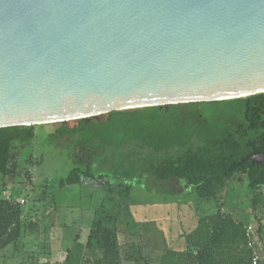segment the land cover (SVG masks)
I'll use <instances>...</instances> for the list:
<instances>
[{"label": "water", "instance_id": "obj_1", "mask_svg": "<svg viewBox=\"0 0 264 264\" xmlns=\"http://www.w3.org/2000/svg\"><path fill=\"white\" fill-rule=\"evenodd\" d=\"M260 92L264 0H0V127Z\"/></svg>", "mask_w": 264, "mask_h": 264}, {"label": "trees", "instance_id": "obj_2", "mask_svg": "<svg viewBox=\"0 0 264 264\" xmlns=\"http://www.w3.org/2000/svg\"><path fill=\"white\" fill-rule=\"evenodd\" d=\"M222 103L226 104L221 107ZM102 115L103 120L99 116L80 118L72 126L68 121L59 122L48 134L50 141L70 147L72 166L58 180L48 179L37 198L46 197L50 186L61 190L87 187L92 191L100 186L105 196L94 208L82 249L73 253L71 246L63 260L46 259L43 264H123V260L138 264L140 259L148 264L149 258L136 249L140 245L128 242L123 246L118 228L130 207L129 203L122 205L131 188L123 181L130 178L139 182L144 172V182L155 186L156 192L193 195L197 201L215 206L184 232V248L166 247L158 256V264H253L251 235L264 244V163L254 161L264 153V92L113 110ZM37 125L0 127V250L39 232V223L24 212L27 197H16L14 189L5 185V180L18 178L21 151L34 141ZM123 147L145 159L144 171L135 177L114 167L98 173L103 154ZM26 160L30 164L41 161L31 154ZM23 168L24 177L31 183V170ZM236 182H242L249 194L250 213L256 219L253 231L250 216L231 210ZM58 207L54 203L51 210ZM31 264H40V260Z\"/></svg>", "mask_w": 264, "mask_h": 264}, {"label": "rangeland", "instance_id": "obj_3", "mask_svg": "<svg viewBox=\"0 0 264 264\" xmlns=\"http://www.w3.org/2000/svg\"><path fill=\"white\" fill-rule=\"evenodd\" d=\"M224 104L226 103H222L221 107ZM99 118L103 120L104 115H99ZM68 122L72 126L76 121ZM57 126L59 122L37 125L34 141L21 151L19 164L22 169L18 178L16 181L5 180L8 190L14 189L16 197H27L23 203L24 212L29 213L31 218L39 223V232L31 236L26 235L16 246L0 250V264H31L37 258L40 264L46 259L63 260L71 246L73 253L79 252L93 218V211L89 206L91 203L100 202L105 196L104 191L100 192V186H97L96 191L87 187L61 190L50 186L46 197L41 200L37 198L42 194L48 179L58 180L65 176L72 166L70 147L48 139V134ZM30 154L40 158V163H28L26 158ZM144 163L145 159L137 157L130 148L111 149L103 154L97 165V172L103 173L114 167L135 177L140 170L144 171ZM26 166L33 174L31 183L23 175V167ZM145 178L144 172V178L139 182H133L136 180L130 178L123 181L124 186L131 188L129 197L122 200V205L129 203L130 207L118 223L119 238L124 247L128 242L140 245L136 249H140L141 253L149 258L148 264H155V259L166 247L183 248L185 239L180 234L189 231L195 225L193 223H196L195 218L213 211L215 206L197 201L193 195L156 192L155 186L149 187L144 182ZM24 180L26 182H23ZM234 187V198L231 197L230 200L231 210L239 216H250V224L254 226L256 219L250 213L249 194L244 184L236 182ZM54 203L60 206L56 211L51 210ZM123 264H136V261L123 260ZM138 264H146V260L140 259Z\"/></svg>", "mask_w": 264, "mask_h": 264}, {"label": "built area", "instance_id": "obj_4", "mask_svg": "<svg viewBox=\"0 0 264 264\" xmlns=\"http://www.w3.org/2000/svg\"><path fill=\"white\" fill-rule=\"evenodd\" d=\"M250 229L253 231V226H250ZM250 246L254 248L255 254L253 256V264H261V259H264V244L263 241L253 238L251 235ZM264 264V263H263Z\"/></svg>", "mask_w": 264, "mask_h": 264}, {"label": "crops", "instance_id": "obj_5", "mask_svg": "<svg viewBox=\"0 0 264 264\" xmlns=\"http://www.w3.org/2000/svg\"><path fill=\"white\" fill-rule=\"evenodd\" d=\"M97 205H98V203H96V204L91 203L90 206H89L90 210L93 211V214H94V208H95ZM72 206H73V205H72ZM197 219H198V217L195 218L194 221L196 222ZM148 222H149V221H148ZM193 224H195V223H193ZM193 227H194V225L191 227V229H192ZM87 235H88V233H87ZM180 235H181V237H184V236H183L184 233H181ZM119 239H120V238H119ZM86 240H87V236H86V239H85V241H84L83 244H85ZM120 241H121V240H120ZM183 248H184V247H183ZM179 249H182V248H179ZM155 264H158V258L155 259Z\"/></svg>", "mask_w": 264, "mask_h": 264}]
</instances>
